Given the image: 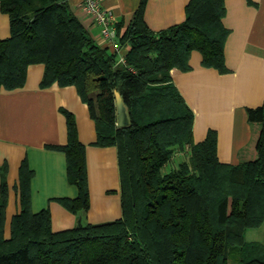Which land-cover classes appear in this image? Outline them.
Listing matches in <instances>:
<instances>
[{"label": "trees", "instance_id": "obj_1", "mask_svg": "<svg viewBox=\"0 0 264 264\" xmlns=\"http://www.w3.org/2000/svg\"><path fill=\"white\" fill-rule=\"evenodd\" d=\"M0 4L11 20V36L0 39V89L22 87L35 63L45 65L43 87L75 85L96 123V145L118 148L123 210L116 220L80 219L55 231L49 209L31 208L33 171L24 161L22 209L6 238L4 165L0 264H264V244L246 239L248 229L264 222V106L248 109L250 122L261 126L257 158L222 163L215 131L194 142V112L172 79L174 69L191 70L194 50L202 53L205 67L227 70L224 0H191L186 19L159 32L148 26L142 0L125 32L118 25L120 42L129 47L125 63L94 39L69 0ZM117 91L127 107L128 126H118ZM66 115L68 142L50 147L66 154L68 180L78 196L57 200L73 213H87L86 146L74 114ZM179 151L187 158L167 170Z\"/></svg>", "mask_w": 264, "mask_h": 264}, {"label": "crops", "instance_id": "obj_2", "mask_svg": "<svg viewBox=\"0 0 264 264\" xmlns=\"http://www.w3.org/2000/svg\"><path fill=\"white\" fill-rule=\"evenodd\" d=\"M142 0H102L120 25L121 34L131 23ZM191 0H146L145 20L155 32L186 19ZM223 23L229 30L225 44L227 70L205 67L198 50L191 55L189 71L174 69L172 79L194 112L193 137L203 142L210 131L217 134V154L222 163L240 164L257 158L261 126L251 123L249 108L264 106V0H224ZM75 15L94 39L109 46L122 58L127 44L102 41L100 27L82 8L81 0H69ZM11 36L9 14L0 4V39ZM45 65L31 64L26 81L16 89H0V200L2 168L7 166L8 203L5 212V237L11 236L13 218L21 212V167L28 162L31 208L49 209L55 231L84 222L101 223L122 217V196L118 148L96 145V123L75 85L55 82L42 86ZM66 111L75 116L80 141L86 146L90 209L73 213L57 199L76 198L78 188L68 180L67 156L50 146L68 142ZM183 153L182 151H180ZM250 242L264 244V222L246 232Z\"/></svg>", "mask_w": 264, "mask_h": 264}, {"label": "built area", "instance_id": "obj_3", "mask_svg": "<svg viewBox=\"0 0 264 264\" xmlns=\"http://www.w3.org/2000/svg\"><path fill=\"white\" fill-rule=\"evenodd\" d=\"M82 8L93 19L95 25L100 27L102 41L106 44L119 46V31L116 14L109 8L105 7L102 0H81ZM125 63V56L119 59Z\"/></svg>", "mask_w": 264, "mask_h": 264}, {"label": "water", "instance_id": "obj_4", "mask_svg": "<svg viewBox=\"0 0 264 264\" xmlns=\"http://www.w3.org/2000/svg\"><path fill=\"white\" fill-rule=\"evenodd\" d=\"M116 101L118 108V126H128L130 124V118L127 112V107L119 91L116 92Z\"/></svg>", "mask_w": 264, "mask_h": 264}, {"label": "rangeland", "instance_id": "obj_5", "mask_svg": "<svg viewBox=\"0 0 264 264\" xmlns=\"http://www.w3.org/2000/svg\"><path fill=\"white\" fill-rule=\"evenodd\" d=\"M187 158V154L176 152L174 157L172 158L169 165H167L166 169L169 170L171 167H176L178 164L182 161H184ZM233 263V262H232ZM235 263V262H234Z\"/></svg>", "mask_w": 264, "mask_h": 264}]
</instances>
